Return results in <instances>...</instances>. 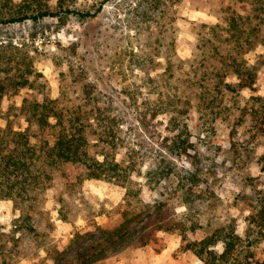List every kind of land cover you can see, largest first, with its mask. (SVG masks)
I'll list each match as a JSON object with an SVG mask.
<instances>
[{
	"label": "rangeland",
	"instance_id": "obj_1",
	"mask_svg": "<svg viewBox=\"0 0 264 264\" xmlns=\"http://www.w3.org/2000/svg\"><path fill=\"white\" fill-rule=\"evenodd\" d=\"M162 1L63 0L89 14L2 22L24 2L53 9L57 1L0 0V55L3 44L21 48L30 58L34 85L43 83L41 92L61 105L95 97L107 107L103 113L119 122L117 131L137 161L123 182L88 178L70 187L54 171L34 208L30 199L0 197V264H75L79 248L115 231L126 233V246L93 264H205L190 243L226 229L240 237L234 256L264 262V134L258 128L262 120L250 112L264 96V45L244 55L249 64H258L253 86L211 100L198 85L212 86V77L202 74L216 63L208 47L199 46L203 24L218 23L233 10L247 14L246 0ZM8 67L0 62V76ZM36 90L4 92L0 128L29 127L35 140L49 138V128L30 125L21 112L23 98ZM144 111L145 124L138 120ZM91 116L88 134L96 143ZM184 122L190 144L170 155L167 145ZM162 160L173 171L159 184L149 182L150 166ZM159 202L166 203L170 228H144L147 213ZM137 231L143 236L136 237ZM213 248L219 255L223 242Z\"/></svg>",
	"mask_w": 264,
	"mask_h": 264
},
{
	"label": "trees",
	"instance_id": "obj_2",
	"mask_svg": "<svg viewBox=\"0 0 264 264\" xmlns=\"http://www.w3.org/2000/svg\"><path fill=\"white\" fill-rule=\"evenodd\" d=\"M56 1L57 8L53 9L41 6L40 3L39 6L37 4L33 7L28 2H24L16 8L15 13L1 21H21L26 18L36 21L44 16L62 18L68 14H78L80 17L89 14L68 8L63 0ZM155 2L160 5L163 1L155 0ZM245 3L249 8L247 14L233 10L231 15L224 17L218 23L203 24L205 35L200 37L202 43L199 46L208 47V52L215 57L216 63H213L210 70L203 69L202 74L206 79L212 77V86L206 83L198 85L200 91H209L212 95L211 100L213 97L217 100L220 93L250 88L256 80L258 64L257 62L249 64L244 55L256 45H264V0H246ZM1 48L4 51L0 55V62L3 61L9 67L5 75L0 76V98L6 91L37 88L36 95L23 98L21 112L30 125L34 123L39 129L49 128L50 133L49 138L41 135L36 141L33 137L35 133L29 130V127L23 130L0 128V197L16 201L18 198L30 199L29 207L34 208L40 190L54 171L61 175L70 187L78 186L88 178H105L121 182L129 179L137 161L133 151L125 145L117 131L119 122L114 116L103 113L107 107L100 105L101 103L90 95L82 102L61 105L59 98H52L41 92L43 83L34 85L36 78L33 77L30 58L21 53V48L12 43L3 44ZM202 64L203 62L200 65ZM224 74L233 77V80L225 81ZM210 90H215L216 93H211ZM255 101L257 104H252L250 112L262 120L258 122V128L264 134V96L257 97ZM157 113L158 111H153L151 115L157 116ZM93 114L95 115L93 119L97 122L96 143H91L88 134L90 130L88 127L92 126L90 120ZM51 118L54 122L50 120ZM146 118L145 111L138 116V120L142 123ZM186 132L187 124L184 122L179 125L175 138L167 145L166 150L170 155H179L187 149L190 143L188 144L189 141L185 143ZM117 153L121 154L119 159L116 158ZM99 155L102 158H99ZM172 171V165L162 160L156 166H150L149 182L159 184ZM165 205V202H159L147 213L144 228H148L149 224L157 230L170 228V225L164 221ZM30 218L31 215L27 213L25 219ZM98 229L102 230V227ZM219 231H212L206 237L193 241L188 248L192 249L205 264H252V261H243L240 256H234L240 239L234 229L222 230L221 233ZM135 234L136 237L143 236L138 231ZM109 235L107 238L88 242L79 248L73 255L74 263L93 264L126 246L124 242L126 233L115 231ZM219 240L223 242L224 249L218 255L213 246ZM62 258L60 256V262ZM226 261L228 263H225ZM255 264H264V262L256 259Z\"/></svg>",
	"mask_w": 264,
	"mask_h": 264
}]
</instances>
